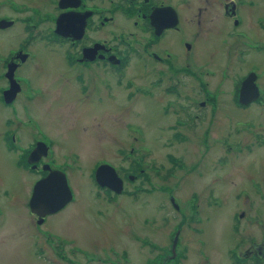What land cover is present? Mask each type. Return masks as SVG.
I'll list each match as a JSON object with an SVG mask.
<instances>
[{
  "label": "flooded vegetation",
  "instance_id": "flooded-vegetation-1",
  "mask_svg": "<svg viewBox=\"0 0 264 264\" xmlns=\"http://www.w3.org/2000/svg\"><path fill=\"white\" fill-rule=\"evenodd\" d=\"M214 16L221 18L220 26H207L209 22L213 23ZM63 19L64 23L61 22L62 27L59 29L58 22ZM211 36L216 37L215 42L220 49L213 54L211 50L205 52L202 59L198 41L204 39L210 46ZM14 38L19 42L16 44L18 47H8ZM54 49H57L56 53H63V65L66 63L71 68L67 73L68 82L72 85L75 78L73 86L76 90L71 102L82 108L80 111L83 115L92 112L86 106L94 103L99 106L104 103L110 105L112 109L109 111L108 107L106 114L127 113L132 101L140 95L151 96L153 100L149 101L154 104L163 103L162 109L157 111L161 132L158 131L156 140L160 148H173L179 144L190 149V81L205 78L200 88L203 100L193 106L200 111L194 116L192 114V118L204 121L209 117L208 125H214L213 120L220 116V102L224 100L226 103L228 95H231V103L238 109L239 117L258 112V118H264V67L261 65L264 57V0H0V216L4 205L17 204L24 195L28 196L30 206L35 185L52 171H59L67 177L66 172L50 160L54 142L44 131L29 122L35 98L46 91L38 89L33 76L37 77L38 83H43L41 80L46 78L48 69L42 58L48 59L50 51ZM233 68L240 72L235 77L233 75L234 79L230 83L232 88L228 89L226 83L232 76L227 70ZM242 70L246 72L242 73ZM218 71L224 72V76L215 80ZM99 72L110 80H99ZM141 72L147 75L154 72V79L148 86L156 89L157 96L150 88H140L131 96V88H137L138 85L137 80L129 75L135 73L139 76ZM249 78L256 85L258 99L249 105H242L243 84ZM102 81L104 86L111 89L106 97L95 96L92 92L89 94ZM112 81H116V87L128 91L126 98L112 99ZM246 92L252 94L250 85ZM254 107L261 108V111L254 110ZM240 122L239 131L245 129L247 123ZM185 131L187 138L184 136ZM237 138L234 145L207 148L208 154L219 153L220 159L212 161L220 167L225 166L230 154L234 153L237 180L243 184L234 192L237 204L231 207L220 236L231 241L225 247L229 264H264V121L263 125H258L252 131L239 132ZM42 148L47 153L41 154L35 162V158H31L32 154ZM129 150L130 147L122 149L123 164L129 162L130 154L126 153ZM165 157L172 162L177 160L174 154ZM179 161L184 168L187 166L182 159ZM176 163L168 169L158 159L152 170L155 178L158 177L157 182L162 184L165 177L177 179L178 171L184 168L178 169L180 164ZM141 165L138 172L141 178L150 179L146 177L149 171L147 165ZM115 168L124 182V190L126 180L138 181L136 169L125 171L124 165ZM130 171L135 175H131ZM36 174L38 182L33 184ZM18 179L24 185H32L20 191ZM213 181L216 182L215 179ZM206 183L210 185V182ZM212 184L214 190L206 187L205 198L206 205L215 210L209 216L199 217L195 225L190 222L187 224V237L183 243L179 237L176 248L173 242L171 248H165L154 244L147 237L142 239V249L149 243V249L157 252L146 259L148 264H213L211 253L215 254L214 248H217L211 238L215 234L214 219L216 215H221L226 202L222 197L223 187H218L221 189L217 194V186ZM96 185L101 189L98 199L101 194L111 199V196L116 198L126 193L117 195ZM194 196L196 193H191V197ZM177 197L170 193L169 200L173 208L180 211L182 206ZM75 200L73 192L70 203ZM188 200L190 204V192ZM35 214L37 216L32 213L39 229L55 215L41 218ZM177 230L184 231V225ZM190 231L193 237L196 234L205 237L197 244L198 248L193 249L190 244ZM48 235L45 237L49 244ZM64 243L69 244L68 241ZM202 246L205 247V253L201 256ZM126 258H123L124 263L127 262Z\"/></svg>",
  "mask_w": 264,
  "mask_h": 264
},
{
  "label": "rangeland",
  "instance_id": "rangeland-1",
  "mask_svg": "<svg viewBox=\"0 0 264 264\" xmlns=\"http://www.w3.org/2000/svg\"><path fill=\"white\" fill-rule=\"evenodd\" d=\"M213 18V23L209 22L207 26L213 27V24L220 26L221 18L215 16ZM211 37L210 46L204 39L198 41L199 50L201 54L203 53L202 59H204L205 52L211 50L213 54L218 48L220 49L218 43L215 42L216 37ZM16 40L14 38L8 47H18L16 44L19 42ZM56 50L50 51L48 59L47 57L42 58L48 69L46 78L41 80L45 84L38 83L37 77L33 76L38 89L46 91L35 98V105L31 106L32 114L29 116V122L44 131L54 142V152L50 160L66 172L68 183L76 200L51 216L41 229L37 221H34L33 215L36 214L31 211L27 195L20 197L17 204L4 205L0 216V264H119L118 259L124 263L125 256H127V262L124 264H148L146 259L155 256L157 252L149 249V243L142 249L144 242L142 239L147 237L146 239H151L155 242L154 244L165 248H171L172 242L173 245L176 243V248L179 237L183 243L187 237V231H185V229L188 230L187 224L190 222L195 225V220L198 222L199 217L209 216L215 210L214 207L206 205L205 198L206 187L214 190L212 183L217 186V194L221 189L218 187H223L222 197L225 198L226 203L221 210V215H216L214 219L215 234L211 238L215 241L214 246L217 248H214L216 253H211V258L213 264H229L225 247L231 241L221 238L220 234L222 225L228 220L231 207L237 204L234 192L243 184L237 180L239 177H237L238 170L234 153L230 154L225 166L220 167L212 161V159H220L219 153L217 155L208 154L207 148L216 147L218 149L234 145L238 140L239 132L258 128V125H263L264 118H258L256 114L258 112L254 115L239 117L238 109L231 103V95L227 96L229 99L226 103L224 100L220 102V116L218 115V119L213 120L214 125H208L209 117L204 121L192 118L200 111L193 106L203 100L200 88L205 78L198 79L197 83L190 81V113L193 114H190V149L179 144L173 148H160L156 140L158 131L161 132L157 111L162 109L163 103L154 104L149 101L153 100L151 96L140 95L132 101L130 111L127 113L106 114L108 107L109 111L112 109L110 105L104 103L99 106L94 103L86 106L92 112L89 115H83L80 111L82 108L71 102L76 95L73 86L75 78L72 85L68 82L67 73L71 71V68L66 63L63 65L62 52L56 53ZM261 65L264 67V57ZM234 69L227 70V73L232 76L226 83L228 89L232 88L230 83L234 79L233 75L235 77L240 72ZM242 71V73L246 72ZM145 72H141L139 76L135 73L129 75L137 80L138 85L137 88H131V96H134L140 88H150L157 96L156 89L148 86L149 82L154 79V72L152 75H147ZM216 73L215 80H220L224 76V72ZM106 78L99 72V80L106 81L109 77ZM104 81L89 91V94L92 92L95 96L106 97L111 89L103 85ZM112 84L114 86L112 99L120 100L124 96L126 98L128 91L116 87V81H112ZM80 91L85 93L84 89ZM65 94L69 97L68 99ZM253 109L261 111V108L254 107ZM240 121L247 123L246 128L239 131ZM208 130L210 133L206 134ZM184 136L187 138L186 131ZM127 147H130V150L126 152L130 154V159L129 162L126 161L123 164L121 152ZM210 152L219 151L211 150ZM167 154L177 156V162L180 164L178 169L184 168L180 159L187 166L186 169L178 171L177 179L169 180L165 177L160 184L152 172L153 165L159 159L168 169L172 168L174 165L165 157ZM138 162L147 165L149 171L146 177L150 179L141 178L138 172L142 165ZM105 163H111L117 168L124 165L125 171L129 168L132 171L136 169V176L140 175L138 181L126 180L124 190L126 193L123 196L116 198L111 196L110 199L105 194H101V198L98 199V192L101 189L95 182V170L97 165ZM132 171L130 174L135 175ZM226 177L227 179H224ZM214 179L216 182L213 181ZM37 180L36 174L32 183L36 184ZM206 182H210V185ZM32 183L24 185L22 180L18 179V189L23 191ZM158 184L160 186H157ZM157 187H163V189ZM230 191H232V197H230ZM193 192L196 193L195 198L191 197ZM170 193L179 196L177 201L182 206L180 211L173 208L169 200ZM188 206L190 208H187ZM182 224L184 231H178L177 229ZM46 234H50L48 235L49 244L45 237ZM192 235L190 231V244L193 249L198 248L197 244L201 243L205 237L201 234H196L194 237ZM64 241H68L69 244H65ZM204 253L205 247L202 246L200 255Z\"/></svg>",
  "mask_w": 264,
  "mask_h": 264
},
{
  "label": "water",
  "instance_id": "water-1",
  "mask_svg": "<svg viewBox=\"0 0 264 264\" xmlns=\"http://www.w3.org/2000/svg\"><path fill=\"white\" fill-rule=\"evenodd\" d=\"M249 85L252 87V94L246 92V88ZM256 89V85H253L250 78L244 82L240 99L242 105H249L258 99ZM46 153L47 151L43 148L36 150L35 154L38 156L34 161H38L40 155H46ZM131 180H133L132 177ZM95 181L100 187L107 188L118 195H121L124 191V182L113 166L104 164L98 167L95 172ZM72 200L73 194L65 174L59 171H52L47 178L35 185L30 207L32 212L44 218L47 215H52L63 210ZM42 203L49 204V209L41 211L39 205ZM175 246L176 243L174 244V248Z\"/></svg>",
  "mask_w": 264,
  "mask_h": 264
},
{
  "label": "bare ground",
  "instance_id": "bare-ground-1",
  "mask_svg": "<svg viewBox=\"0 0 264 264\" xmlns=\"http://www.w3.org/2000/svg\"><path fill=\"white\" fill-rule=\"evenodd\" d=\"M61 22L62 23H64V19L62 20V21H59L58 22V28L60 29L62 26H61ZM61 26V27H60ZM33 157L36 159L37 157H36V154L35 153H33L32 154V159H33ZM175 162H177V160L175 161ZM175 162H172V163H175ZM176 164H178V163H176ZM141 167V166H140ZM145 173V172H144ZM147 174V173H146ZM140 176V175H139ZM138 176V177H139ZM135 177V176H134ZM136 178V177H135ZM158 178V177H157ZM160 178V177H159ZM114 193V192H113ZM115 194V193H114ZM39 207H40V209H41V211H46V210H48L49 209V207H50V205L49 204H44V203H42L41 205H39ZM73 257V256H72ZM110 260H111V258H110Z\"/></svg>",
  "mask_w": 264,
  "mask_h": 264
}]
</instances>
